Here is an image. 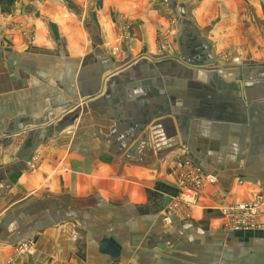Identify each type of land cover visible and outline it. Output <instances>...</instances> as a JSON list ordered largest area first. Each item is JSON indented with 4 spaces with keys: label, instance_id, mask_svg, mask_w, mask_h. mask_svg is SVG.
Listing matches in <instances>:
<instances>
[{
    "label": "crops",
    "instance_id": "1",
    "mask_svg": "<svg viewBox=\"0 0 264 264\" xmlns=\"http://www.w3.org/2000/svg\"><path fill=\"white\" fill-rule=\"evenodd\" d=\"M14 6L0 264H264V229H223L225 207L264 198V0ZM186 159L208 180L163 221Z\"/></svg>",
    "mask_w": 264,
    "mask_h": 264
},
{
    "label": "built area",
    "instance_id": "2",
    "mask_svg": "<svg viewBox=\"0 0 264 264\" xmlns=\"http://www.w3.org/2000/svg\"><path fill=\"white\" fill-rule=\"evenodd\" d=\"M36 158V157H34ZM36 159L29 161L30 169L36 167ZM208 176L202 174L199 167L186 159L180 163L177 178L178 193L170 198L163 209V221L180 217L182 207L189 208L197 204L198 191ZM223 229L227 232L264 229V198L256 197L251 202L227 206L223 209ZM33 242L27 241L15 247L17 254L32 253Z\"/></svg>",
    "mask_w": 264,
    "mask_h": 264
},
{
    "label": "rangeland",
    "instance_id": "3",
    "mask_svg": "<svg viewBox=\"0 0 264 264\" xmlns=\"http://www.w3.org/2000/svg\"><path fill=\"white\" fill-rule=\"evenodd\" d=\"M1 1H3V2H0V11L2 12V13H10L11 12V10L13 9V8H15V3L18 1V3H19V0H1ZM23 5V4H22ZM228 57L230 56V55H227ZM177 193H178V188H177ZM177 193L175 194V195H177ZM197 202H198V198H197ZM197 205V204H196ZM184 215H186L185 213H184ZM224 216V215H223ZM252 230H256V229H252Z\"/></svg>",
    "mask_w": 264,
    "mask_h": 264
},
{
    "label": "trees",
    "instance_id": "4",
    "mask_svg": "<svg viewBox=\"0 0 264 264\" xmlns=\"http://www.w3.org/2000/svg\"><path fill=\"white\" fill-rule=\"evenodd\" d=\"M4 1H5V0H4ZM0 2H3V1L0 0Z\"/></svg>",
    "mask_w": 264,
    "mask_h": 264
}]
</instances>
